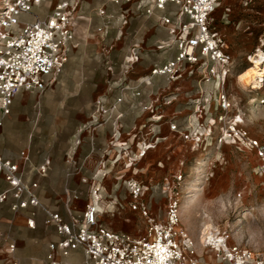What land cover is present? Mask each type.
<instances>
[{"label":"built area","instance_id":"built-area-1","mask_svg":"<svg viewBox=\"0 0 264 264\" xmlns=\"http://www.w3.org/2000/svg\"><path fill=\"white\" fill-rule=\"evenodd\" d=\"M93 1L102 4L89 16L87 0H0V175L5 183L0 188V205L8 204L13 213L29 211L30 229L36 227L38 210L43 211L44 224L53 228L58 237L48 245L47 264H207L206 255L216 264H264V251L233 242L228 229L210 230L199 253L197 241L182 224L181 194L176 186L182 182V175L174 176V180L166 178L161 187L145 185L135 177L139 173L135 167L167 139L161 136L163 121L168 119L164 107L177 106L166 123L170 133L192 150L217 140L219 148L241 144L258 150L264 157V148L258 141L250 140L244 131L242 113L237 110L229 115L235 103L224 85L221 88L229 73L225 68L229 63L224 52L227 44L218 32L211 30V23L222 0ZM254 2L243 0L247 5ZM153 17L157 21L155 27L165 33L164 38L155 41V49L172 53L173 58L155 64L135 85H124L126 75L142 60L144 52V39L132 41L122 64L123 77L110 81V89L120 90V96L114 101L105 96L97 98L89 122L81 129V132L111 129L109 144L101 151L100 161L90 177L82 179L83 184L90 185L89 202L83 212L72 210V203L82 193L67 187L66 217L51 211L40 202L39 183L28 179L26 168L5 159L1 152V129L12 112L15 98L21 93L42 94L59 81L72 54L81 47V23L86 22L88 31L93 30L103 41L112 34L120 41L133 21ZM107 70L114 74L112 65ZM156 77L163 78L165 86H156ZM185 79L194 90L185 91L177 86ZM146 91L148 99L144 96ZM181 100H186L183 110L179 106ZM185 111L189 113L184 115ZM129 114L134 115V121L127 127ZM81 143L78 140L76 145ZM99 150L91 141L84 163L79 166L70 161L72 170L68 177L82 172L89 157ZM21 156L25 165H29L30 156L26 153ZM157 165L163 167L162 162ZM50 167L51 161L45 160L31 171L46 177ZM131 171L133 176L127 178ZM108 179L114 183L111 191L106 186ZM121 190L127 193L125 199L128 196L131 199L127 209L146 223L145 235L116 231L101 223L105 214L114 213L118 207L125 208L117 195ZM147 194L150 200L167 199L164 220L153 216L145 200ZM15 251L14 243L5 249L9 257Z\"/></svg>","mask_w":264,"mask_h":264},{"label":"rangeland","instance_id":"rangeland-1","mask_svg":"<svg viewBox=\"0 0 264 264\" xmlns=\"http://www.w3.org/2000/svg\"><path fill=\"white\" fill-rule=\"evenodd\" d=\"M91 3L94 1L87 0L86 4L91 7ZM89 7H86V12L92 16L94 8ZM84 25L80 30V38L81 43H84L85 46L73 62L75 68L69 74L68 81L57 86L59 79L42 94L21 93L18 96L19 99L22 97L32 99L30 110L32 115L26 121L35 124L37 129L42 130L43 135L49 134L51 128L55 127L56 123L59 124L60 118L63 119V129H66L67 114L69 113L73 114L77 111L85 113L91 107L92 113L95 102L91 101L94 99L92 95L97 90L96 86L100 82L106 84L108 80V65L105 62L108 59L103 56V60H97L96 50H94L96 40L92 38L94 37L93 30L89 32L88 24L84 22ZM153 29L159 31L155 26ZM211 30L218 32L227 44L224 52L229 58V63L225 65V68L229 73L225 84H221V88L223 89L224 85V90L235 103V108L229 115H233L239 110L244 118V131L247 132L250 140L258 141L264 148V81L261 82L262 89H248L249 91L244 90L237 83L239 74L252 66L249 61L250 56L257 53V49L260 47L264 51L262 44V41L264 43V0H255L254 3H248V5L243 3V0H222V6L214 14ZM108 39L103 41L102 38H99V41L104 44ZM109 49V46L108 49L103 46L101 53L108 56L111 52ZM177 86L185 91L194 90L186 79L179 82ZM78 90L83 96L78 97V100L82 99L81 104H78V100H75L73 94ZM195 95L199 96L198 93ZM45 96L55 97L54 103H43ZM39 101L42 103L38 105ZM185 105L186 100H181L179 105L181 110ZM176 107L162 109L168 119L163 121L161 136L167 137V139L152 151L154 154L146 157L148 160H159L158 163L162 162L163 167H158V165L146 167L145 162H142L141 165L135 167V170L139 172L135 176L136 179L148 186L161 187L166 178L174 180V176L182 175V182L176 185L182 202L185 201L187 193H191L194 185L201 184L199 188L202 191L198 194L193 210L191 213H186L184 217L181 215L183 226L195 240H197L196 236L202 220L207 214L212 218L217 228L233 232V235L231 232L233 242L264 251V157H261L258 150L241 144L219 148L217 140L208 141L198 150H192L191 146L170 133L166 123L172 117ZM91 113L85 124L89 122ZM188 113L189 111H185L184 115ZM138 122L140 123L141 120ZM83 126L79 129L80 136L82 134L84 136L86 133L88 136L87 130L81 132ZM78 140L81 141L77 138L76 142ZM74 155V152L68 155L67 161L76 162ZM69 156L72 157V160L69 159ZM202 163L210 165L206 166L205 164L204 166L201 165ZM132 176L133 171L127 174V178ZM106 186L109 191L113 189L114 183L111 179L106 181ZM67 187L82 193L75 206L79 211H84L89 202L90 185L68 183L65 188ZM117 195L125 208L118 207L114 213L105 214L101 217V223L116 231L138 236L145 235L146 223L137 214L127 209L131 199L129 196L125 199L126 191L121 190ZM148 196L149 194L146 195L145 200L148 201L153 216L157 220H164L168 206L167 199L158 197L150 200ZM223 205L226 209H223ZM0 208L5 212L10 209V206L1 204ZM237 232L241 236L239 241L234 240V234ZM200 249L199 253L203 250ZM209 256H205L207 264H216Z\"/></svg>","mask_w":264,"mask_h":264},{"label":"crops","instance_id":"crops-1","mask_svg":"<svg viewBox=\"0 0 264 264\" xmlns=\"http://www.w3.org/2000/svg\"><path fill=\"white\" fill-rule=\"evenodd\" d=\"M101 4L91 3V7H89L90 5L85 3V7L97 8ZM156 23V17L135 20L130 24L126 35L120 41H116L115 35L112 34L104 44L99 41L100 37L97 34H93L94 37L92 38L96 40L94 50H96L97 60H103L102 57L105 56V59H108L105 62L108 66H113L114 74L108 73L106 84L100 82L96 86L97 90H94L95 92L92 95L94 99L91 102H95V99L102 96H105L110 101H114L120 96V90L117 88L110 89L112 84L110 81L123 77L124 69L122 68V64L134 39L145 40L144 52L142 53V60L135 64L126 75L127 81L124 85H135L136 80L139 77L146 76L155 64L164 63L173 58L174 55L172 53H160L155 49V40L165 37L163 31H154L153 28ZM97 24L98 21L95 22V25ZM84 26V23H81L79 33ZM84 46L85 44L82 43L81 47L72 54L70 62L61 75L57 86L63 85L65 81H68L69 74L75 68L73 62L81 54ZM103 46L105 49H108V46L110 47V55L107 56L101 53ZM154 84L158 87H163L165 86V80L161 77H156ZM73 94L75 100H78L80 95L83 97L80 90ZM144 96L148 99L147 91ZM54 100L55 97L53 96H45L42 102L53 104ZM42 102L39 101L38 105ZM81 103L82 99H79L78 104ZM31 104V98L26 99L22 97L19 99L18 96L15 98L12 112L5 118L4 126L1 129V152L5 159H10L17 163L21 169L26 168L28 179L39 183L37 193L40 202L51 211L59 212L62 216L66 217L65 203L67 195L64 193L66 185L68 183L83 184L82 179L90 177L91 172L101 159V151L109 144L111 129L107 127L96 131L92 130L88 133V136L87 133L84 136L82 134L83 137L80 136L79 129L88 121L92 110L91 107L85 113L77 111L73 114H67L68 124L66 129H63V119L60 118L59 124L55 122L56 126L51 128L49 134L43 135L42 130L37 129L35 124L33 125L32 122L26 121L32 115L30 112ZM133 121L134 115L129 114L126 118L127 127L132 126ZM77 138L81 139L82 142L79 146L76 145ZM91 141L95 142L96 147L100 149L99 152L89 157L84 164L82 172H77L72 177H68L71 171V164L70 161H67V156L74 152V158L80 166L85 162V157L90 153ZM22 153L30 156L31 161L27 166L21 156ZM150 154L152 155L154 152H150L149 156H151ZM45 160L51 161L50 170L46 177H39L31 170L43 164ZM158 161L146 158L142 162H145L146 167H154ZM4 186V178L0 175V188L2 189ZM77 201L75 200L72 203V210L78 213L83 212L79 211L75 206ZM28 215L29 211L13 213L10 209L4 212L0 208V235L3 236V242L0 243V264H12L13 262H18L19 264H47L46 254L48 252V245L58 238L57 234L53 228L46 227L44 224L46 216L43 211L38 210L35 229H30L27 225ZM10 243L16 245L13 257H9L5 253V249Z\"/></svg>","mask_w":264,"mask_h":264},{"label":"bare ground","instance_id":"bare-ground-1","mask_svg":"<svg viewBox=\"0 0 264 264\" xmlns=\"http://www.w3.org/2000/svg\"><path fill=\"white\" fill-rule=\"evenodd\" d=\"M210 43L213 44L212 42ZM225 63H228V61H225ZM250 64L252 66H250L248 69L244 70L239 74V76L237 77V83L244 90L262 89L263 84L261 82L264 81V51L262 50V47H260L259 51L256 53L255 56H251ZM205 164L202 163L201 165L205 166ZM208 165L210 164H206V166ZM204 166L202 167L204 168ZM193 187L194 188L191 191V193L188 196H186L184 199L185 201L183 200L184 202H182V211H181L182 217H184L186 213H191L198 198V194L202 191V189L199 188L201 187V184L194 185ZM223 209H226L224 205H223ZM213 229H217V227L214 225L212 218H210L207 214H205L201 226L199 228L198 234L196 236L198 251L200 248L203 249L204 244L206 242L207 234L210 230ZM240 239L241 236L239 235V233L238 232L235 233L234 240L239 241ZM200 253H202V250L200 251Z\"/></svg>","mask_w":264,"mask_h":264}]
</instances>
